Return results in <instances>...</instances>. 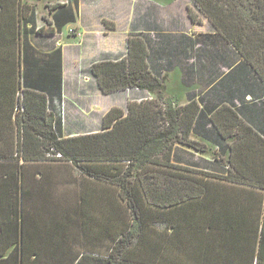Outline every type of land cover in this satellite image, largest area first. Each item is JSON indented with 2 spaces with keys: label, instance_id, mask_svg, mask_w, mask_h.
Wrapping results in <instances>:
<instances>
[{
  "label": "trees",
  "instance_id": "1",
  "mask_svg": "<svg viewBox=\"0 0 264 264\" xmlns=\"http://www.w3.org/2000/svg\"><path fill=\"white\" fill-rule=\"evenodd\" d=\"M192 2L197 11L189 9L191 19L200 22V15L206 16L251 71V123L228 103L211 109L209 120L220 135L233 137L227 143L230 151L226 147L214 153L215 169L174 161L177 142L206 149L190 137L203 111L195 99L174 105L165 97L164 78L149 68L143 33L128 36L126 56L94 62L91 72L104 93L136 87L156 97L130 100L126 115L121 107H112L102 119L103 130L64 136L61 111L50 109L55 99L64 101L62 48L37 55L31 36L42 35L44 28L36 27L35 7L25 0H0V125L15 115L18 128L13 153L0 151V177L14 176L20 159L61 162L64 175L71 163L80 173L65 214L54 210L49 226L37 224L44 230L38 248L28 247L24 223L0 224V264H185L178 261L180 252L194 258L190 264L219 257L221 264L228 256H216L222 250L215 243L227 238L240 255L251 250L250 264H264V0ZM59 6L67 3L54 8ZM70 18L75 19L73 14ZM20 99L25 110L16 112ZM226 182L243 187L230 186L231 191ZM242 188L249 207L227 201L242 199L234 192ZM248 208L260 213L247 217ZM74 225L78 228L69 239ZM66 240L75 249L63 258ZM81 240L86 244L78 246ZM94 240H111L110 250L102 253Z\"/></svg>",
  "mask_w": 264,
  "mask_h": 264
},
{
  "label": "crops",
  "instance_id": "2",
  "mask_svg": "<svg viewBox=\"0 0 264 264\" xmlns=\"http://www.w3.org/2000/svg\"><path fill=\"white\" fill-rule=\"evenodd\" d=\"M25 1L35 7L36 27L44 28L42 35L31 36L37 55H46L59 46L62 48L64 136L103 130L102 119L112 107H121L126 115L130 100L156 97L155 92L136 87L104 93L91 72L94 62L126 56L128 36L133 33H143L147 38L149 68L154 75L164 78L165 97L172 98L174 105H185L195 99L203 111L197 115L190 137L204 142L206 149L199 151L177 142L174 161L215 169L214 153L226 147L230 151L227 143L233 137L224 139L209 120L211 109L222 102L233 105L240 116L251 123L250 67L242 63L237 50L218 35L206 16L201 15L200 22L193 21L186 4L183 10L179 6L171 11L170 7L177 0ZM40 1H45L41 15L37 6ZM58 2L67 3L66 8H54ZM100 5L104 11L103 8L98 10ZM72 14L74 20L70 18ZM72 27L80 28L79 37L68 33ZM110 97L117 99L111 108L106 105ZM14 118L15 115L11 121L7 119L6 124L0 125V137H3L0 151L13 153L18 132ZM17 162L19 169L14 176L0 177V197H4L3 201L0 199V206L5 205V210L0 212L3 216L0 224L24 223L28 247L36 249L41 246L44 232L43 227L37 226L42 223V214L51 215L54 210L59 214V206L47 205L48 201H58L59 195L68 198L70 193L74 195L75 176L60 174L59 166L63 164L58 161L20 159ZM55 167L57 172L52 169ZM45 169H52L50 175ZM46 194L50 198L48 201L44 200ZM12 204L14 208L19 207V212L12 209Z\"/></svg>",
  "mask_w": 264,
  "mask_h": 264
},
{
  "label": "rangeland",
  "instance_id": "3",
  "mask_svg": "<svg viewBox=\"0 0 264 264\" xmlns=\"http://www.w3.org/2000/svg\"><path fill=\"white\" fill-rule=\"evenodd\" d=\"M125 1L128 2V0H125ZM143 1L144 0H140V2H143ZM44 2L45 1H40L39 3L37 2L39 15H41L42 12H43V10L45 9L44 8ZM185 4L188 6V10L191 8V9H193V12H196L197 11L196 7L193 5L192 0H177V1H175L172 4V6L170 7V10L171 11L172 10H177L179 8V6H181V8L183 10L185 8ZM102 8L103 7H101V5H100L99 8H98V10H101ZM104 9L105 8H103L102 11H104ZM198 13L201 14L199 11H198ZM200 18H201V15H200ZM79 32H80V28L79 27H72L68 31V33L70 35H72L73 37H79ZM114 102H117V99L115 97H110V98L107 99L106 105L107 106H110L109 108H111L112 106H114V104H115ZM0 139H1V141H3V137H0ZM4 154H8V153H4ZM69 166H70V168L67 169V174H70V175L74 174L75 177H78V175L80 174L79 171H78V169H76L75 166L73 164H71V163H69ZM64 168L65 167H63V166H59L60 174L63 173V172H65V169ZM52 169H54V171L55 170H58L56 167L55 168H52ZM52 169H45V171H47L49 173V175H50V171ZM222 170L225 171L224 168ZM55 172H57V171H55ZM216 181H219L220 182V180H216ZM224 186H226V188L229 189V190H231V191L233 190V188H230V186L235 187V189H240L239 187H243V186H239L237 184H230L229 182H226ZM65 187H68V186L65 185ZM234 192H236L237 195L240 198H242V199H240V200L239 199H233V200H227V201L228 202H232V203H237L238 202V204L240 203L239 204L240 207H241V204L242 203L245 204V205H247V207H249L248 204L246 203L247 201H246V192H245V190L242 188V190L234 191ZM73 196L74 195H72V193H70V198L63 197L62 195H59L57 202L60 203V207H59L60 210L59 211H60V213L62 215L65 214L64 212H65V209H67V204L70 203V201L73 198ZM233 196H235V195L232 194L231 197H233ZM54 203H55V200H52L51 203L48 201V204L47 205H49V204H52L53 205ZM53 206L55 207V205H53ZM250 210L251 209H249V208L247 210H245L246 211V214H247V217H249L250 213H252V212H254L255 215H258L260 213V209L253 210V211H250ZM239 214H242V213L240 212ZM239 214L237 216H240ZM51 215L48 214V213H43L42 214L41 219H42V225L44 227L49 226V219H50V216ZM56 215H58V213H56ZM74 227L76 229L74 230V228H73V230L70 231V233L68 235L69 239L71 237H73L74 233L76 232V230L78 228V225H76V226L74 225ZM228 239L229 238H227L226 240L217 241L215 243L216 246L219 247V248H221V250H222L221 254L219 253L216 256H220V255H222L221 257L228 256V259L222 260L221 261L222 262L221 264H243V263H246L245 260L247 261L248 264H250L251 263L250 260L252 258L251 250L248 253H244V254L240 255L241 252H238L236 250H233V247L235 245H232V243H230L228 241ZM66 241L62 243L63 245L61 246V251H63L64 249H67V248H68V250H66L65 253H61V256L65 255L68 251H71L72 252L75 249V245H74L73 242H71V244H70L69 241H67V242ZM84 242L86 244V241H82V240L81 241H77L76 243L79 246V245H81V243H84ZM93 242H94L95 247L98 248L102 253H107L110 250V247L109 246L111 245V240H105L104 242L101 241V240H94ZM78 246L76 247V249L78 248ZM63 258H64V256H63ZM245 258H247V259H245ZM208 260H210V259H208ZM217 260H221L220 257L219 258H212L211 261L207 262V264H219V262ZM178 261L183 262L185 264H187V262H188V264H190L191 262H193L195 260H194V258L188 259L187 256H186V253L180 252V254L178 255ZM59 264H64V263H59Z\"/></svg>",
  "mask_w": 264,
  "mask_h": 264
},
{
  "label": "built area",
  "instance_id": "4",
  "mask_svg": "<svg viewBox=\"0 0 264 264\" xmlns=\"http://www.w3.org/2000/svg\"><path fill=\"white\" fill-rule=\"evenodd\" d=\"M20 97H23V94H20ZM54 105H55V108H50L51 110H54L52 112L54 113L55 111L56 112L61 111L59 113H61L63 118H64V116H65V103H64V101L62 103H60L57 99H55ZM24 110H25V107H24V105L20 99L19 104L17 103V105H16L15 111L16 112H23ZM58 155H60V154H58Z\"/></svg>",
  "mask_w": 264,
  "mask_h": 264
}]
</instances>
